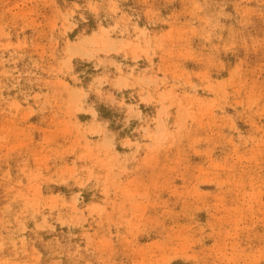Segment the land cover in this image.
<instances>
[{
    "label": "rangeland",
    "instance_id": "374dc122",
    "mask_svg": "<svg viewBox=\"0 0 264 264\" xmlns=\"http://www.w3.org/2000/svg\"><path fill=\"white\" fill-rule=\"evenodd\" d=\"M0 264H264V0H0Z\"/></svg>",
    "mask_w": 264,
    "mask_h": 264
}]
</instances>
